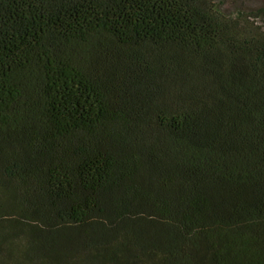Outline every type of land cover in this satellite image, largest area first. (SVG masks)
I'll use <instances>...</instances> for the list:
<instances>
[{"label":"trees","instance_id":"1","mask_svg":"<svg viewBox=\"0 0 264 264\" xmlns=\"http://www.w3.org/2000/svg\"><path fill=\"white\" fill-rule=\"evenodd\" d=\"M0 0V264H264V8Z\"/></svg>","mask_w":264,"mask_h":264},{"label":"rangeland","instance_id":"2","mask_svg":"<svg viewBox=\"0 0 264 264\" xmlns=\"http://www.w3.org/2000/svg\"><path fill=\"white\" fill-rule=\"evenodd\" d=\"M222 9L228 14H235L236 12H250L258 8H264V0H222ZM260 18H251L264 26V13L259 12Z\"/></svg>","mask_w":264,"mask_h":264}]
</instances>
